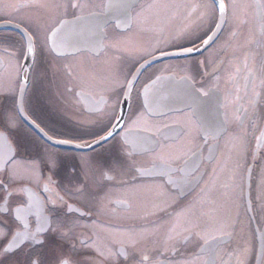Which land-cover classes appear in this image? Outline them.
I'll use <instances>...</instances> for the list:
<instances>
[{"label":"flooded vegetation","instance_id":"obj_1","mask_svg":"<svg viewBox=\"0 0 264 264\" xmlns=\"http://www.w3.org/2000/svg\"><path fill=\"white\" fill-rule=\"evenodd\" d=\"M24 2L0 0V131L7 137L0 139V252L25 224L35 231L42 217L47 222L40 244L25 242L0 264H55L58 258L69 264H187L202 245L195 235L183 239L188 220H211L231 231L221 238L214 264H261L264 140L256 137L264 133V11L257 5L264 0H235L249 7L229 8L223 20L215 0L216 12L207 9L202 20L194 13L190 34L180 38L189 9L149 6H210L213 0H130L127 14L142 16L127 25L122 11L101 7L108 0H87L99 27L74 23L81 11L68 6L72 0L17 7ZM61 21L68 24L55 39L64 46L55 47L52 34ZM82 28L98 35L71 38L72 29ZM27 29L35 34L29 56ZM208 36L213 40L204 46ZM193 44L199 51L146 54ZM185 76L197 87L215 86L228 100L226 131L207 144L193 130L180 147L165 127L191 130L188 109L179 102ZM241 110L246 117H239ZM109 130L112 137L97 143ZM186 174L194 179L185 185ZM30 195L38 205L17 218ZM129 237L137 243L125 247L127 257L105 259L94 251L119 252Z\"/></svg>","mask_w":264,"mask_h":264},{"label":"snow or ice","instance_id":"obj_2","mask_svg":"<svg viewBox=\"0 0 264 264\" xmlns=\"http://www.w3.org/2000/svg\"><path fill=\"white\" fill-rule=\"evenodd\" d=\"M41 7V8H48L52 7L53 5H50L47 3V0H25L23 4H18L17 7ZM71 8L73 9H79L81 11L80 16L74 17V23L75 24H88L92 25L94 27H99V24L97 23L99 20V15L92 12V11H86L90 7H93L90 3L87 2V0H72L70 3ZM55 7H60L59 4L55 5ZM104 9L111 11V10H118L122 11V14L125 17V23L131 24L134 22H137L140 17L142 16V13H137L135 16H129L128 10L132 9L134 7V4L130 2V0H108L106 4L101 5ZM149 7H159L164 9H181V8H187L188 10V19L189 23L185 25L184 29H181L177 33L176 38H180L182 36H187L190 34L191 31V25L194 24L196 21H193L191 17L194 13L199 12L200 15L196 18L197 20H202L205 15L207 14V9L210 8L211 12L214 14L217 10V5L215 4V0H213L212 5H202L199 3L186 5V4H178V3H168V4H160V5H151ZM249 7V5H241L237 4L235 0H233L232 3H226L225 0H220L218 4V11L220 13L221 19L223 20L226 17V14L229 10V8L235 10L238 8H246ZM262 11H264V3H261L257 5ZM201 9H205V11H201ZM175 15V13H173ZM68 24L67 21H61L60 27L57 28L53 34H52V43L55 47H63V43H57L55 37L63 31L64 27H66ZM216 28L220 29L221 24L217 23ZM34 33L31 32V29H27L25 31V39H26V51L24 53L25 56H29L31 54H34L35 44H34ZM213 40V36H208L206 39L202 40V44L204 46L209 45V42ZM166 43V42H165ZM103 46V45H101ZM159 51L161 56L166 55H185L193 53L194 51H199V48L193 44L192 47H182L179 46L178 50L173 53L165 52L163 49L153 47L151 51H148L146 54L148 56H152L154 52ZM147 64L148 61H145ZM144 66L141 65V68ZM245 67H247V59L245 60ZM141 69H137V73L133 74V80L136 78L137 74L140 72ZM251 72L252 70L249 69ZM27 79V77H25ZM161 77H157L156 81L153 82L155 85L156 83L161 81ZM133 80H128L127 84L129 86V90L133 87ZM261 83L264 84V80H261ZM181 84H182V92L179 96V102L184 105L185 109H188L187 115L189 117V122L191 125V130H188L185 125L180 124L178 121L177 123L180 124L179 127L172 128L168 125H165L166 128H168V132L170 134V138L174 139L178 142V146L182 147L184 142L186 140L191 139V131H195L197 135L203 134L205 138V144L208 143L209 140H214L218 136H222L226 129L225 125L228 123V116L226 112L227 108V97L224 98L222 101L220 96L218 95V89L213 86L208 89H204L203 87H197L195 83L191 81L190 77H182L181 78ZM253 88H255L254 78H253ZM152 88L151 86L146 88V96L149 92H151ZM239 100V97L236 98ZM21 112H23V109H20ZM180 111H183V109H180ZM197 112L201 113V119H193V117L196 116ZM247 111L241 110L239 112V117H246ZM238 117V118H239ZM122 119V117L118 118ZM241 123H243V120H241ZM113 128H115V125H113ZM143 131H147V128L142 129ZM46 134V133H45ZM113 132L107 131L106 135L101 136L97 143L101 141H106L108 138L112 137ZM0 139H4L6 141L7 137L5 132L0 131ZM51 139V137H49ZM257 141L260 142L264 140V133L261 134V136L256 137ZM63 143H71V141H62ZM243 141L241 140V145ZM82 147H90L89 145L85 144L82 145ZM197 153L192 152L191 157H196ZM54 163V161H53ZM90 163V162H88ZM162 163H167V161H162ZM189 176V179L184 180V184L190 182L191 179H194V176H191V174H186ZM57 199H61L59 195L57 194ZM30 203L27 207V209H18L17 210V218H22V213H27L31 211L34 204L38 205V201H33L32 197L30 195L29 197ZM71 208V206H69ZM6 210V209H5ZM73 211H76V209H73ZM183 215V214H181ZM42 220L44 223H41L40 226L36 228L35 231H32L27 224H25V227L23 231L17 232L11 241H9L8 245L3 249L2 252H0V257H4L7 254H10L14 251V249L19 248L21 245H23L25 242H31L32 244H40L42 241L40 240V234L45 231V225L47 222L46 217H42ZM188 226L183 229V232H187L189 235L183 236L184 240L189 239L190 235L197 236L200 241H202L201 245V251L199 255L196 257L193 261H188L187 264H198V262L201 261V258H203V264H214V257L216 255L217 249L222 244V237H230L232 235L231 231H229L228 226L226 224H216L212 222L211 220L208 221H201V220H188L187 221ZM53 231L55 229H52ZM181 232H176V236H180ZM170 239L173 237H169ZM87 244V241L84 242ZM137 243V240L135 237H129V243L127 245H122L119 249V252L112 251L110 249H106L103 246H97L94 251L100 256L104 257L105 259L108 258H114L117 256H125L127 257L128 253L125 252V247H134ZM261 264H264V249H262L261 253ZM25 264H44V261L40 259H31L25 262ZM55 264H69V261L66 259H59L55 262ZM74 264H78V262H74ZM99 264V262H98Z\"/></svg>","mask_w":264,"mask_h":264},{"label":"water","instance_id":"obj_3","mask_svg":"<svg viewBox=\"0 0 264 264\" xmlns=\"http://www.w3.org/2000/svg\"><path fill=\"white\" fill-rule=\"evenodd\" d=\"M88 25V24H86ZM98 31L92 30L90 28H82V29H72L71 30V38H89L93 36H97Z\"/></svg>","mask_w":264,"mask_h":264}]
</instances>
